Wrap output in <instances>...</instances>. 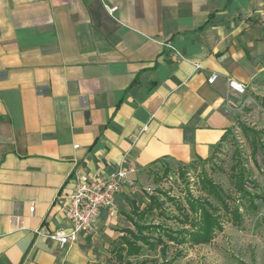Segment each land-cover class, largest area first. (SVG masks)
<instances>
[{"label":"crops","instance_id":"0c3cea01","mask_svg":"<svg viewBox=\"0 0 264 264\" xmlns=\"http://www.w3.org/2000/svg\"><path fill=\"white\" fill-rule=\"evenodd\" d=\"M230 80L264 91V0H0V264H105L147 174L237 127ZM123 158L114 217L64 247L36 233L69 232L60 189Z\"/></svg>","mask_w":264,"mask_h":264},{"label":"rangeland","instance_id":"374dc122","mask_svg":"<svg viewBox=\"0 0 264 264\" xmlns=\"http://www.w3.org/2000/svg\"><path fill=\"white\" fill-rule=\"evenodd\" d=\"M243 107L240 113V125L230 131L228 139L215 153L214 158L207 163H200L196 168H191L186 180L179 176L182 167L173 165L174 173L164 176L163 169L151 171L147 178L138 186L145 193L143 197L145 205L149 202L150 196H161L165 199V209L168 213L177 215L175 205L167 202L166 196L179 199L185 207L187 193L198 197L205 194L200 191L197 173L206 170L216 183L223 186L224 190L236 197L234 184L230 177L231 167L236 161L244 163L250 170L252 179L259 187L250 189L264 196V91H255L246 87L242 95ZM242 126L249 128V135L242 132ZM252 139L256 143H252ZM257 144V148L254 147ZM256 149V150H255ZM146 188V189H143ZM258 210L256 212H245L244 222L241 226L232 223H225L224 230L218 232L214 240L208 245L200 246H176L171 245L169 258L174 255L176 249L181 250L182 256L172 264H264V199L257 200ZM145 205L141 208H144ZM128 216V215H127ZM130 216V214H129ZM159 218H155L158 222ZM150 221H152L150 219ZM163 224L177 228V224L168 220L160 219ZM127 226L134 229L128 223ZM134 264L147 261L146 264H162L163 259L160 250L146 251L145 255L133 258ZM105 264H119L116 258H106Z\"/></svg>","mask_w":264,"mask_h":264},{"label":"trees","instance_id":"16d2710c","mask_svg":"<svg viewBox=\"0 0 264 264\" xmlns=\"http://www.w3.org/2000/svg\"><path fill=\"white\" fill-rule=\"evenodd\" d=\"M240 124L239 121L238 125ZM231 130L222 136L220 143L213 147V151L207 159L198 158L192 163L178 165V167H182L179 176L183 181H187L186 175L191 168H196L197 164L207 163L214 158L215 153L228 139ZM242 132L249 135L250 131L249 128L242 126ZM252 143H256V140L252 139ZM256 146L257 144L254 147ZM160 169L164 170V176L174 173V169L170 165H162L158 170ZM197 174L200 191L205 196L195 197L189 191L186 197L187 207H185L179 199L166 194L167 202L175 205L177 215L167 212L164 207L165 199L158 195L148 197L149 202L144 208L133 203L128 220L134 229H125L124 234L114 242L111 250L112 257L116 258L119 264H134L133 258L145 255L146 251L156 252L158 248L163 259L162 264H172L182 256L183 252L176 249L174 255L169 258L171 245H208L218 232L224 230L225 223L241 226L244 222L245 212H256L258 210L257 200L264 199L262 194L255 193L250 189L249 185L256 189L259 184L252 179L250 170L239 160L232 165L230 174L236 197L229 195L221 184L216 183L209 176L206 170ZM156 217L159 218L157 223L155 222ZM160 219L172 220L178 227L174 228L163 224ZM146 262L143 261L140 264H146Z\"/></svg>","mask_w":264,"mask_h":264},{"label":"built area","instance_id":"2783aa9c","mask_svg":"<svg viewBox=\"0 0 264 264\" xmlns=\"http://www.w3.org/2000/svg\"><path fill=\"white\" fill-rule=\"evenodd\" d=\"M117 7L108 8L111 15L117 11ZM176 54L173 46L168 45ZM197 70L201 66L196 64ZM218 78L217 74L209 77V83H214ZM229 86L239 94H245L246 87L235 80L229 81ZM78 145L75 146L77 148ZM134 170L127 166L126 158H123L118 167L108 176L102 177L99 174L91 175L79 172L76 175V185L69 187L66 184L60 189L54 202V207L65 214L71 222L72 228L69 232L56 231L50 233L44 229L36 230L42 237L57 242L60 247L77 240L79 234H90L95 231L100 212L106 209L109 216L117 214L115 203L116 196L129 185L134 186L129 175ZM35 207H31L33 213Z\"/></svg>","mask_w":264,"mask_h":264}]
</instances>
